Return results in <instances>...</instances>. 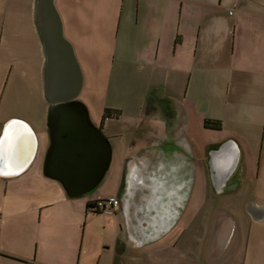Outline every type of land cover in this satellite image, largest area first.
Masks as SVG:
<instances>
[{
  "label": "crops",
  "instance_id": "obj_1",
  "mask_svg": "<svg viewBox=\"0 0 264 264\" xmlns=\"http://www.w3.org/2000/svg\"><path fill=\"white\" fill-rule=\"evenodd\" d=\"M115 3L102 2L107 13L104 11L99 17L85 13L81 20L71 18L69 11H65L69 17L63 20L59 11L64 32L77 26V22L91 27L99 21L95 26L99 25L103 32L100 43L101 38L113 35L118 53L131 56L135 65L145 63L139 56H149V63L161 72L156 81H161L164 89L159 95L143 98L146 105H142L138 125L112 135L119 140L112 142L111 165L100 183L109 175L115 152L119 169L113 171L107 191L98 192L95 187L84 190L80 197L70 198L56 187V202L32 209L34 221L40 211L38 227L43 219L49 223L47 242L41 240L35 256L0 246V264H92L94 258L88 260L85 256V244L92 231H99L93 221L101 213L91 212L87 203L112 197L119 199L120 205L113 215L109 214L111 220L102 228L109 235L104 241L109 250L106 264L116 263L118 250L128 261L134 257L146 264L163 263L168 260L167 248L178 249L188 231V221L197 217L203 207L206 185L211 182L207 164L210 152L223 144H227L226 155L218 159L216 167L227 168L234 156L239 154L240 158L225 196L245 185L253 193L258 190L264 164V0H120L112 14L109 9L113 10ZM84 39L87 42L89 37ZM41 101L45 104L42 93ZM210 103L212 116L205 117ZM11 118L24 119L19 114L5 117L0 121V135ZM196 118L204 120V128L205 120L221 126L205 128L203 139L192 140L189 132ZM37 158L38 153L34 163L18 176H0V181L6 183L0 199L8 196L9 187L22 188V181L30 187L24 186L23 194L16 193L19 204L35 202L39 196L43 199L44 174L38 168L33 170ZM224 173L219 170L220 175ZM198 182L204 184L198 194L201 200L192 209L190 203ZM233 184L239 186L229 191ZM212 191L216 193L213 186ZM75 199L79 200L74 202ZM25 204L14 218L27 227L28 202ZM252 214L257 220L264 216L258 208ZM63 215L70 221L63 227L67 246L54 248L55 236L56 244L61 237ZM7 225L9 218L0 206V237ZM247 230L251 233L253 226H247ZM238 234L234 248L219 250L220 254L212 256V264L230 263L240 252L242 264L249 262L252 244L243 240L241 226ZM148 248L151 250L144 253ZM254 262L259 263V259Z\"/></svg>",
  "mask_w": 264,
  "mask_h": 264
},
{
  "label": "rangeland",
  "instance_id": "obj_2",
  "mask_svg": "<svg viewBox=\"0 0 264 264\" xmlns=\"http://www.w3.org/2000/svg\"><path fill=\"white\" fill-rule=\"evenodd\" d=\"M107 1L111 0H57L56 2L63 20L64 17L68 18L69 16L75 20H81L85 13L97 17L100 14L103 15L104 11L107 13L108 8L102 6V2L105 3ZM114 1L116 2L114 4L115 7H113V10L109 9L112 14H115L116 5L120 0ZM65 11H69V16L68 14L66 16ZM0 14V57L8 59V55L5 56L4 54L8 48L15 51L12 55L17 56V58L24 57L20 55L25 52H32L33 50L31 49L33 43H35L32 23V0H0ZM96 24L87 27V25L77 22V26L73 25L72 29L66 30L65 33L67 38L74 44L84 74V85L78 100L88 108L93 121L100 125L105 109H115L122 112L119 119H107L102 127L103 133L109 138L108 140L112 147V142L116 143L119 140L116 137L113 138L114 136L112 135L127 132L138 125V115L139 113L141 114L142 105H146V102H142L143 98L150 94L159 95L162 93L160 89L164 88L163 84L160 83L161 81H156V76L161 72L155 71V65L149 63L151 62L149 56H139L145 59V63L141 66L133 64L131 56L118 53L117 40L112 37L113 35L101 38L103 42L101 45L102 42L100 43L99 39L103 32L99 25L95 26ZM84 37H89L87 42H84ZM5 73L6 70L0 74V121L10 115L19 114L31 124L36 133H38V137L40 136L39 140H41V142L39 141L37 162L33 170L38 168L39 172L42 171V174H44V162L49 147V133L45 117L47 108L41 101V85L30 90L22 80L18 78L15 80L14 75H12L14 83L7 86ZM134 75H138V77H134ZM151 77L152 79H150ZM37 93H39V96H37ZM204 115L205 117L212 116L211 103L209 112ZM203 121H198L197 118L193 120L192 130L189 132L192 140L203 139L204 132H207L204 131ZM116 155L115 152V162L112 167L110 166V172L106 180L95 189L98 192L107 191L108 188L106 186L110 178L114 176L113 171L119 169ZM32 172L27 176H30ZM199 178L201 179V175ZM43 180V199L39 196L35 202H31L32 200L27 201L26 209L28 213L26 215L28 221L26 222L29 223L27 227L14 218V213L18 208H24L25 203H27L22 201L19 204L15 195L16 193L23 194V187L26 186L29 189L30 186L22 181L19 183L22 188L9 187L8 196L0 199V206L5 210L6 217L9 218V225L4 228L0 237L1 247L6 246L7 249L23 255L35 256L36 247L41 240L47 242L49 223L43 219L38 227L37 222L40 211H38L34 221L32 209L56 202V187L61 188L65 194L66 191L62 184L46 178L45 174ZM5 185V181H0V194L2 195L5 191ZM207 185L204 205L200 209L198 216L192 221H188V231L182 239L181 245L178 249L167 248L165 256L168 260H164L160 264H212V256L220 254L219 250L226 251L234 248L233 245H236L239 237V226H241L243 240H249L252 244V253L248 256L249 262L246 264H264V216H262L261 220H257L252 214L254 208H258L264 213V164L261 167V178L256 193L251 191L250 186L245 185L238 188V191L232 195L225 196L224 192V195L222 194L220 197L212 191L211 182L210 186L209 184ZM203 186L202 182H198L190 208L193 209L198 200L200 202L201 197L200 195L198 197V194L203 189ZM238 186L239 184H233L229 191L231 189V191H234ZM78 200L75 199L73 201ZM109 214L113 215L114 213L102 212L95 218L93 226L99 228V231H92L85 244V256L88 260L94 258L92 264H106V259L109 258V250L104 246V241L109 235L106 230L102 231V228L106 227V224L111 220ZM67 222L68 219L63 215L61 218L63 225L60 240L56 244L55 236L52 247L65 248L67 246L63 232L64 223ZM69 223L70 221L66 226ZM258 223L259 229L257 227ZM251 225L253 230L250 233L247 230V226L250 227ZM113 250L114 254L116 252L115 247ZM148 250H151V248L146 249L144 253L148 252ZM90 253L94 254V257ZM154 255L157 258L158 255L155 252ZM242 257L240 252L236 258L227 264H242ZM255 258L259 259V263L254 262ZM118 259H120L121 264L123 263L122 261L125 263L146 264L140 258L133 257L128 261L123 252L119 250L116 255V261Z\"/></svg>",
  "mask_w": 264,
  "mask_h": 264
},
{
  "label": "water",
  "instance_id": "obj_3",
  "mask_svg": "<svg viewBox=\"0 0 264 264\" xmlns=\"http://www.w3.org/2000/svg\"><path fill=\"white\" fill-rule=\"evenodd\" d=\"M32 23L43 55L41 89L50 139L44 174L62 184L68 197L70 193V198L80 197L104 178L111 161V145L88 108L78 100L84 74L75 47L65 36L56 0H33ZM38 147V135L28 121L8 120L0 135V176L24 173L34 163ZM226 148L223 144L211 151L207 163L218 195L224 194L240 161L238 154L229 167H216L218 159L226 155ZM219 170L225 173L220 175Z\"/></svg>",
  "mask_w": 264,
  "mask_h": 264
},
{
  "label": "flooded vegetation",
  "instance_id": "obj_4",
  "mask_svg": "<svg viewBox=\"0 0 264 264\" xmlns=\"http://www.w3.org/2000/svg\"><path fill=\"white\" fill-rule=\"evenodd\" d=\"M36 36L37 35L34 30L35 43H33V47L31 49L33 51L30 53L25 52L20 55L24 57L17 58V56L12 55L15 51L9 48L6 49L4 53L5 56L8 55V59L0 57V74L2 71L6 70L5 81L7 86L14 83L12 75H14L15 80L17 78L22 80L30 90H33L41 85V66L43 62V55L38 45V39ZM37 96H39V93H37ZM37 99H39V97H37Z\"/></svg>",
  "mask_w": 264,
  "mask_h": 264
},
{
  "label": "trees",
  "instance_id": "obj_5",
  "mask_svg": "<svg viewBox=\"0 0 264 264\" xmlns=\"http://www.w3.org/2000/svg\"><path fill=\"white\" fill-rule=\"evenodd\" d=\"M121 115H122V112L120 110L105 109L104 114H103V118H102V122H101V125L99 127L100 130L102 131L103 123L105 120L110 119V118L119 119ZM204 126L206 129H212V128L219 129L221 124L219 122H212V120H205ZM102 136L105 138V140H108V138L103 134V132H102ZM69 195H70V197H72L71 193ZM97 202L98 201H90L87 203V208L91 212H93L94 214L102 213V212L97 210ZM115 264H121L120 259H118Z\"/></svg>",
  "mask_w": 264,
  "mask_h": 264
},
{
  "label": "built area",
  "instance_id": "obj_6",
  "mask_svg": "<svg viewBox=\"0 0 264 264\" xmlns=\"http://www.w3.org/2000/svg\"><path fill=\"white\" fill-rule=\"evenodd\" d=\"M120 205V200L117 198L100 199L97 202V210L100 212H113Z\"/></svg>",
  "mask_w": 264,
  "mask_h": 264
}]
</instances>
